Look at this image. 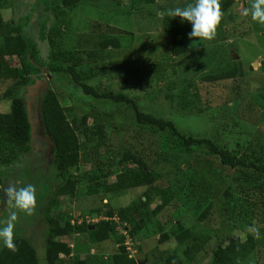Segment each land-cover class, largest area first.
Returning a JSON list of instances; mask_svg holds the SVG:
<instances>
[{
	"label": "rangeland",
	"instance_id": "obj_1",
	"mask_svg": "<svg viewBox=\"0 0 264 264\" xmlns=\"http://www.w3.org/2000/svg\"><path fill=\"white\" fill-rule=\"evenodd\" d=\"M60 1L48 0L49 7L57 6ZM17 2V0H0V12L5 21L15 20L18 12L23 18L29 15V5L32 0L24 1L23 11L22 0H19L20 10L17 9ZM186 3L187 0H153L152 3L132 8L134 5L132 0H78L75 9L66 11L69 27L64 28L65 35L61 41V49L88 53L91 50L95 51L98 43L103 39L110 36L118 38L120 49H109L110 51L100 54L116 70V75L113 77L100 79L102 90L121 92L134 100L141 112L170 121L183 133L214 139L237 156L250 154L251 151L248 150L250 146V149L256 148L255 150L258 151L257 146L264 142V102L260 97L264 89V24L251 18L250 8L253 0H245L242 6L234 4L229 11L230 15L227 14L217 25L216 35L211 40L190 38L188 35L190 32H188V52L179 57H172L168 47V36L162 31L164 12L169 5L182 7ZM43 7L44 4L33 3L35 9L33 22L25 29L27 36L37 43L38 57L42 66V74L38 75V81L46 82L47 87L56 94L63 108L70 110L71 107L72 111H69L71 117H74L73 112L76 114V111L80 109L87 114H91L94 110L113 114V122L120 117L123 125L133 124L134 113L130 106L109 107V104L96 102L81 94L67 75L45 73L46 66L51 63V51L46 36L52 24V15L43 13ZM94 25L99 26V31H92ZM237 61L243 69L242 77L213 82L205 80L207 77H215L230 71L234 62ZM13 62H11L12 65H14ZM158 67H165L164 79L175 83L171 96L166 97V93L163 92L157 93L158 89H163V82L156 88H152V83L143 84L136 79H127L126 73L130 71L138 69L148 71ZM124 78L126 82L128 81L126 86L122 82ZM98 83L97 80L95 84ZM8 84L7 81L0 82V93ZM236 91L241 97L239 102H242L241 104L235 102L238 105L237 108L234 107L233 102ZM22 95L27 101L32 100L27 91L23 94L21 92ZM8 115L9 104L3 101L0 103V116ZM102 123L105 125L103 144L106 147L108 144L115 143L114 125L106 120ZM87 125L90 136L97 137L98 129L92 118L88 119ZM79 141L81 151L79 166L74 177L78 180L75 196L57 199L58 205L52 206L50 216L59 220L61 225L65 221H70L72 224L83 223L92 226L103 220L104 212L112 211L116 215L124 211L129 214L130 211L132 212L133 205L138 206L139 200L144 202L142 196L145 188L142 187H131L122 194L112 196L105 195L98 189L97 194L90 195L89 178L99 175L93 167L94 159L103 162L104 157L109 159L111 151L100 148L95 155L94 143H87L81 136ZM35 143H37L36 139L31 146L34 147ZM33 153L36 151L34 150ZM27 157L29 156L25 158ZM197 162H199L198 169L205 177L204 183L210 184L213 180L216 182L223 176L222 172L217 170L216 160L205 150L199 151ZM46 166L48 163L44 162L42 169L39 168V164L24 166L19 159L12 166V171H4L5 186L2 187L3 201L6 199L4 189L10 184L16 185L17 177L19 183L16 186L32 184L35 188L36 207L32 215L18 211L14 237L22 236V229L23 232L27 230L26 226L29 227L28 231L32 230V226L37 228V234H34L30 240L36 249L40 264H46L44 260L45 227L40 215L41 205L46 206L50 203L53 191L51 187L56 186L55 174L52 168L47 169ZM19 171L20 175H18ZM121 171L122 167L116 164L110 170L108 169L107 173L110 176L106 179L107 184H113L115 177ZM158 171L161 175L158 186L165 188L169 185L168 177L164 175L166 169ZM227 175L237 176L238 174L228 171ZM160 203V197L154 196L147 207L141 211L142 224L134 233L133 241L127 235L133 223H121L117 216L113 220L116 231L111 233L110 239L105 242L94 244L87 233L63 239L72 249V259H64L58 264H71L74 258L87 261V264H111L110 258L120 247L117 244V236H125L123 246L126 248L128 258L134 259L138 264H165L166 258L172 255L176 256L181 264H189L183 256V249L189 242L178 246L173 238V235L177 233L174 227L176 221L180 222L183 229L197 227L194 232L203 231L211 237L206 251L198 254L192 264H205L211 248L216 244L225 243L228 238L244 241L248 234H253L254 221H251V218L244 221L241 219L235 227L223 228L218 219V213L214 212L204 222H198L195 217L183 210L177 200L155 216L153 210ZM4 209L3 203L0 219L7 216V211ZM97 211L100 213L97 214ZM163 234L169 235L170 239L158 244V239ZM0 244L3 242L0 241ZM242 264H264V247H258Z\"/></svg>",
	"mask_w": 264,
	"mask_h": 264
},
{
	"label": "trees",
	"instance_id": "obj_2",
	"mask_svg": "<svg viewBox=\"0 0 264 264\" xmlns=\"http://www.w3.org/2000/svg\"><path fill=\"white\" fill-rule=\"evenodd\" d=\"M17 1V9L20 10L21 4L19 0ZM24 1L22 0V11ZM132 2L134 3L132 8H134L152 3L153 0H132ZM191 2L192 0H187L185 6ZM33 3L44 4L42 12L52 15V24L46 36L51 51V63L46 66L45 73L67 75L84 96L96 102L109 104V107L130 106L134 113L133 124L126 126L122 124L120 117L113 122V114L94 110L91 114H87L80 109L76 111V114L73 112L74 117H71L69 112L72 111L71 107L70 110L63 108L56 94L48 87L41 89L39 96L32 98V109L39 107L41 116V127H37V134L45 137L49 145L50 155L44 163H48L46 168H52L56 177V186L51 187L53 191L50 203L46 206L41 205L40 213L45 227L44 260L46 264H58L64 259L71 258L72 249L63 239L76 234L87 233L94 244L109 240L110 234L116 231L113 223L115 216L121 223H133L132 229L127 234L133 241L134 233L142 224L141 211L147 207L154 196L161 199V203L153 210L155 216L177 200L183 210L195 217L198 222H204L214 212L218 213V219L223 228L235 227L241 219L244 221L251 218V221H254L253 234H248L244 241L228 238L225 243L216 244L209 251L205 264H242L258 247H264V142L257 146L258 151L253 147L250 149V146L248 148L251 151L250 154L237 156L214 139L183 133L172 122L141 112L136 102L121 92L102 90L100 79L113 77L116 75V70L100 54L110 51L109 49H120L119 40L110 36L100 41L95 51L91 50L88 53L62 50L64 28L69 27L66 11L75 9L78 0H61L55 7H49L48 0H32L29 5V15L23 18L18 12L15 20L11 22L5 21L0 12V82H9L5 90L0 93V103L4 101L9 104V115L0 116V211L3 204L2 187L5 186L4 171H12V166L19 159L24 166L39 164L40 169L43 167L42 160L25 158L32 152L31 124L27 100L23 95L21 96V92L23 94L35 85L38 75L42 74L37 43L25 32V29L32 24L35 15ZM234 4L242 6L245 0H220L221 20L227 14L230 15L229 11ZM176 7L179 6H167L162 20L164 25L162 31L168 36V47L172 57H179L188 52L187 33L191 31L190 24L187 22L181 24L179 17L171 18L167 14L168 10ZM99 29L98 25H94L92 31H99ZM58 39L60 42L57 41ZM12 61L14 65L11 64ZM164 71L165 67L148 71L138 69L126 75L127 79H136L143 84L152 83V88H156L163 82V89H158L157 93H166L168 97L171 96L175 83L164 79ZM243 75V69L237 61L234 62L230 71L215 77H207L205 80L225 81L237 79ZM97 80L99 83L95 84ZM122 82L124 86L128 85L125 78ZM260 97L264 102V89ZM240 100V94L236 91L233 102L241 104ZM70 102L73 101L70 100ZM236 103L235 108L238 106ZM91 118L98 129L97 137L90 136L87 121ZM103 120L114 125L115 143L108 144L106 147L103 144L105 140ZM80 136L87 143H94L95 155L100 148L111 151L109 159L104 157L103 162L94 159L93 167L99 175L89 178L90 195L97 194L98 189L103 194L112 196L122 194L131 187L145 188L142 196L144 202L139 200L138 206L133 205L132 212L130 211L129 214L124 211L116 215L112 211L104 212L103 220L92 226L83 223L72 224L70 221H65L61 225L59 220L50 216L52 206L58 205L57 199L75 196L78 180L74 177L79 166ZM202 149L216 160L217 170L223 175L221 179L216 182L213 180L210 184L204 183L205 177L198 169L197 159ZM115 164L122 167V171L115 177L113 184H107L106 179L110 176L107 170ZM161 169H166L164 175L168 177L169 185L165 188L158 186L161 178L158 170ZM228 171L238 175H227ZM15 182L16 185L19 183L18 177ZM174 227L177 230V233L173 235L175 242L178 246L189 242L183 249V256L189 264L194 263L197 255L206 251L211 237L203 231L194 232L197 227L183 229L179 221H176ZM26 228L24 232L22 229V236L14 237L15 250L0 244V264H40L36 249L30 240L34 234H37V228L32 226V230L29 231V227L26 226ZM168 239H170L169 235H160L158 244ZM124 241L125 236H117V244L120 247L110 258L111 264H138L134 259L128 258L126 248L123 246ZM71 264H87V261L74 258ZM165 264H181V262L172 255L166 258Z\"/></svg>",
	"mask_w": 264,
	"mask_h": 264
},
{
	"label": "clouds",
	"instance_id": "obj_3",
	"mask_svg": "<svg viewBox=\"0 0 264 264\" xmlns=\"http://www.w3.org/2000/svg\"><path fill=\"white\" fill-rule=\"evenodd\" d=\"M252 20L264 24V0H253L250 8ZM171 18H180V23L187 22L191 25L188 33L190 38L211 40L216 35V27L219 24L222 12L220 0H192L184 7H176L168 10ZM6 199L3 201L7 216L0 219V241L8 249L15 250L14 228L17 213L23 212L32 215L36 207V191L32 184L17 187L10 184L4 189Z\"/></svg>",
	"mask_w": 264,
	"mask_h": 264
},
{
	"label": "water",
	"instance_id": "obj_4",
	"mask_svg": "<svg viewBox=\"0 0 264 264\" xmlns=\"http://www.w3.org/2000/svg\"><path fill=\"white\" fill-rule=\"evenodd\" d=\"M46 87H47L46 82L41 83L37 81L35 85L28 88L26 91H27L28 96L33 98L34 96H39L40 90L45 89ZM27 110H28L29 120L31 124V143H32L33 140H35L37 137V127H41L40 109L39 107H36V109L33 110L32 102L27 101Z\"/></svg>",
	"mask_w": 264,
	"mask_h": 264
},
{
	"label": "flooded vegetation",
	"instance_id": "obj_5",
	"mask_svg": "<svg viewBox=\"0 0 264 264\" xmlns=\"http://www.w3.org/2000/svg\"><path fill=\"white\" fill-rule=\"evenodd\" d=\"M36 140H37V143H35L34 147L31 146L32 152L30 155H28L29 157L27 158L28 159L34 158V160L40 159L43 162H45L49 158V155H50L49 145L47 144L46 138L42 137L41 135L37 134ZM34 150L36 151V153H33Z\"/></svg>",
	"mask_w": 264,
	"mask_h": 264
},
{
	"label": "bare ground",
	"instance_id": "obj_6",
	"mask_svg": "<svg viewBox=\"0 0 264 264\" xmlns=\"http://www.w3.org/2000/svg\"><path fill=\"white\" fill-rule=\"evenodd\" d=\"M32 144V143H31Z\"/></svg>",
	"mask_w": 264,
	"mask_h": 264
}]
</instances>
